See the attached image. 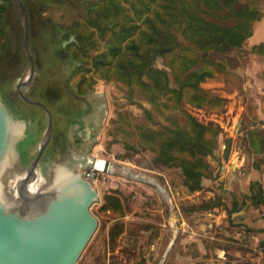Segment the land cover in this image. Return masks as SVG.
Returning a JSON list of instances; mask_svg holds the SVG:
<instances>
[{"label":"rangeland","instance_id":"obj_1","mask_svg":"<svg viewBox=\"0 0 264 264\" xmlns=\"http://www.w3.org/2000/svg\"><path fill=\"white\" fill-rule=\"evenodd\" d=\"M93 1L95 0H87L84 3L89 5ZM243 1L255 4L260 9L264 7V0ZM41 7V5L35 6V11L27 10L35 71L31 83L22 85L21 88L25 95L33 99H38L39 93L47 103L45 105L50 109L55 125L57 123V126H61L59 125L61 119L63 120L61 113L65 112V119L68 121L67 132L71 139L66 151L59 154L63 152L62 146H55L57 134L52 135L37 167L35 181L37 189L49 184L60 167L70 168L75 172L77 166H71L75 160L83 164L88 159H100L102 163L109 165V171L100 173L101 180L96 186L99 198L91 206V211L98 218V227L76 264L217 263L219 257L215 253L216 248L223 246L220 238L228 237L221 231L228 229L234 232L232 228L241 224H235L229 218H225L226 224L217 225L212 221L213 217L209 216L208 210L193 207L209 201L205 197L208 195V190L216 194L212 196V200L219 196L211 184H213L212 178L216 179L219 176L222 167L230 165L232 159L236 162L242 153L251 156L249 133L247 131L240 133L241 128L239 133H236L237 121L233 123L229 121L231 128L222 126L224 132L220 135V145L214 155L207 157L211 165V173L203 178L204 190L198 194L194 193L195 195L183 187V174L179 168L163 167L155 162L153 143L142 139L141 136L142 131L163 129L170 125L172 118L175 117L184 125L186 118L183 110L168 109L164 106L156 109L138 91L131 95L123 84L103 80L104 82L95 85V90L104 93V105L99 107V110L103 112L105 120H101L94 132L81 130L83 136H79L74 130L77 127L75 124L77 120L72 118L71 113H75V107L77 108L79 103L82 108H87L88 102L84 101V98L87 99L89 96L79 97L75 94V89H68L66 86L73 65L59 54L61 40L57 25L83 19V10L74 3L62 5L48 2L43 9ZM3 26L6 39L0 47V98L9 102L17 111L35 119L34 125L31 123V131L27 138L17 144L20 156L14 158L11 167L1 179L7 184L5 195L11 204L19 199L18 183L25 177L28 166L37 154L46 133L48 116L42 107L24 101L17 89V84L28 80L30 75L24 40V23L17 0L9 4ZM210 55L215 61H225L229 68L228 73L231 71V75L218 73L211 82L202 85L218 94L245 92L247 78L239 76L237 72L243 71L249 65V44L246 43L243 48L232 51H211ZM158 64L162 66L161 59ZM225 77L227 80L224 83ZM59 84L63 85L62 91L61 88L59 89ZM171 84L175 85L172 77ZM59 90L60 93L65 94L60 105H58L60 101L55 102L53 99V92ZM186 100L187 97H185L184 110L201 121L206 123L215 121L220 125L221 119L223 122H228L229 102L225 110L213 111L193 107ZM228 101L231 99L228 98ZM145 109L150 111V116L145 114ZM229 137L233 139L234 147L229 159L225 160V145ZM236 150V157L233 158L232 152ZM248 166L246 164L241 170L245 171ZM86 168L88 167L83 166L82 171ZM148 168H153L157 172L162 171L161 173L166 172L170 184L168 182L166 186L163 183L164 176H161L162 179L151 177L153 172ZM156 182L160 185H156ZM214 185L217 187L219 181ZM113 191L120 194L124 203L125 214L121 217L110 211L99 210L104 194ZM118 223L124 225V232L114 240L111 232ZM231 239L236 243H225L226 248L231 250L244 248L243 245L237 244L240 240L233 237ZM262 245L264 246V243ZM255 253L260 254L258 251ZM249 264H252L250 260Z\"/></svg>","mask_w":264,"mask_h":264},{"label":"trees","instance_id":"obj_2","mask_svg":"<svg viewBox=\"0 0 264 264\" xmlns=\"http://www.w3.org/2000/svg\"><path fill=\"white\" fill-rule=\"evenodd\" d=\"M12 1L0 0V47L6 39L3 19ZM85 1L25 2L27 10L31 11L39 5L43 9L48 2L74 3L83 10V19L57 25L61 40L59 54L73 65L66 86L82 97L93 90L99 80L121 83L129 94L138 91L156 109L164 106L183 110L184 125L175 117L163 129L142 131L141 136L153 143L156 163L179 168L183 185L189 192L202 190L203 178L211 173L207 157L218 149L224 129L215 121L203 122L184 110L185 97L193 107L225 110L228 98L202 85L211 82L218 73L231 75L227 63L215 61L210 52L243 48L253 35L255 23L261 19L262 10L243 0H95L89 5ZM251 52L264 55V41L254 45ZM159 59L162 66L158 64ZM171 77L175 85L171 84ZM59 85L60 89L63 85ZM60 90L53 92L54 101H60L58 105L65 98ZM37 96L35 100L47 104L39 93ZM83 109L79 103L71 114H79ZM144 112L150 116L149 110ZM64 113L61 116L64 117ZM53 129L57 134L56 146L64 127L61 130L57 123L55 125L54 117ZM243 131L253 133L247 127H243ZM260 153L262 156L254 163L257 169L264 165V148ZM255 185L251 184L252 192L244 195V200L264 205L262 185L257 183L254 190ZM208 200L193 208L209 211L222 204V196ZM236 209L234 205L228 211L232 213ZM99 210L123 216L125 207L120 194L105 193ZM123 232L124 225L116 224L112 238L115 240Z\"/></svg>","mask_w":264,"mask_h":264},{"label":"water","instance_id":"obj_3","mask_svg":"<svg viewBox=\"0 0 264 264\" xmlns=\"http://www.w3.org/2000/svg\"><path fill=\"white\" fill-rule=\"evenodd\" d=\"M17 2L22 13L30 67L28 80L20 81L17 89L25 101L44 109L48 125L37 154L25 177L18 183L19 199L10 204L5 195L7 184L1 179L14 158L19 156L17 144L30 133L32 121L0 98V264H76L98 227V218L91 211V206L99 198V193L84 179L82 167L109 171V165L100 159H88L84 165L75 160L71 163V166H77L75 172L60 167L49 184L37 192L31 190V185L37 180L38 164L53 135V116L45 104L29 98L21 88L31 83L35 65L27 7L24 0ZM74 39L72 36L71 40ZM241 124L240 120L236 133H239ZM232 141L229 137L226 142L225 160L229 159Z\"/></svg>","mask_w":264,"mask_h":264},{"label":"crops","instance_id":"obj_4","mask_svg":"<svg viewBox=\"0 0 264 264\" xmlns=\"http://www.w3.org/2000/svg\"><path fill=\"white\" fill-rule=\"evenodd\" d=\"M261 10L262 17L255 23L253 35L246 41V43L249 44V65L243 71L237 72L239 76L242 75V77L247 78L245 82V92L242 91V93H239V91H237L233 94L223 92V94H220L223 97L231 99L227 108L228 122H223V119H221V126L231 128L230 122L233 123L237 121L238 123L241 120L240 133H243V127L249 128L253 133L249 135L251 156L242 153L236 162L234 161L235 159H232L230 165L222 167L216 179L212 178L213 184H211V187L214 191L218 192L219 196H222L221 206H216L213 212L212 210L208 211L209 216L213 217L212 221L216 222L217 225L226 224L225 218H229V220H232L235 224H241L232 228V230H235L234 232L228 229H223L224 231H221L228 237L225 238V236H223L220 238L221 242H223V246H218L216 248L215 253L219 259L217 263L213 264H246V262L249 264V260L252 264H264V246L262 245V243H264V205H253L250 199L244 200V195H250L252 192V183H256L254 190L257 188V183L261 184L264 192V165H262V169L254 167V163L262 156L260 151L264 148V55L251 52V48L254 45L264 41V7ZM101 81L103 80H99V82ZM223 82H226L225 79ZM86 96L89 97H87V99L83 98L84 101L86 100L88 102V107L84 108L79 114L71 115L72 118L77 120L75 123L77 127L74 130L79 136H83V133L80 132L81 130H86L89 133L94 132V129L99 126L101 120H105L103 112L99 110V107L104 105V93L94 88L90 90ZM61 123L63 124H61L60 127H64L66 124L65 117H63ZM70 139L71 137H69V133L67 132L59 142V146H62L61 150H63V152L59 154H63L66 151L65 149H67V144L70 142ZM232 145L231 150H233L234 147L233 141ZM18 153L20 156L19 149ZM236 153L237 150L236 152H232L233 158L236 157ZM246 164L249 165L247 169L245 171L241 170ZM148 169L153 172L151 173V177L162 179L161 176H164L165 180L163 183L166 186H168V182L170 184L166 172L161 173L162 171L157 172L153 168ZM218 181L219 185L217 187L219 188L214 185ZM156 183V185H160V183ZM204 185L203 183V186ZM183 187L187 189L184 185ZM203 190L204 188L191 193L195 195L201 193ZM187 191L189 190L187 189ZM207 192L208 195L205 196L207 200L216 195L212 190H208ZM234 205L237 206V209L229 213L228 209L232 210ZM240 227L244 228L242 229ZM247 230H249V232H247ZM230 236L240 240L237 244L243 245L244 248L239 250L226 248L227 245L225 243H236ZM256 251L260 254L256 255Z\"/></svg>","mask_w":264,"mask_h":264},{"label":"built area","instance_id":"obj_5","mask_svg":"<svg viewBox=\"0 0 264 264\" xmlns=\"http://www.w3.org/2000/svg\"><path fill=\"white\" fill-rule=\"evenodd\" d=\"M101 172H104V171L96 167H88L83 171V177L84 179L89 181L92 184V186L96 187L101 180L100 179Z\"/></svg>","mask_w":264,"mask_h":264},{"label":"flooded vegetation","instance_id":"obj_6","mask_svg":"<svg viewBox=\"0 0 264 264\" xmlns=\"http://www.w3.org/2000/svg\"><path fill=\"white\" fill-rule=\"evenodd\" d=\"M30 98V97H29ZM23 99V98H22ZM32 99V98H31ZM24 100V99H23ZM35 100V99H34ZM25 101V100H24ZM27 102V101H26ZM27 103H29V102H27ZM31 104V103H30ZM36 105V104H35ZM37 106V105H36ZM40 107V106H39ZM64 117H65V115H64ZM30 118H31V121H32V124L34 125V121H35V119H34V117L33 116H30ZM61 130H62V127H61ZM67 130H68V126H67V121H66V124H65V126H64V132H62L61 131V136L60 137H58L57 138V145H59V142L62 140V138H63V136H65L66 134H67ZM53 134H54V129H53ZM53 137V136H52ZM25 138H27V137H25ZM24 138V139H25ZM23 139V140H24ZM22 140V141H23ZM28 140V139H27ZM47 149V148H46ZM46 151V150H45ZM21 157H22V155H21ZM40 162H41V160H40Z\"/></svg>","mask_w":264,"mask_h":264},{"label":"bare ground","instance_id":"obj_7","mask_svg":"<svg viewBox=\"0 0 264 264\" xmlns=\"http://www.w3.org/2000/svg\"><path fill=\"white\" fill-rule=\"evenodd\" d=\"M31 190L33 192H36L38 190L35 182L31 185Z\"/></svg>","mask_w":264,"mask_h":264}]
</instances>
